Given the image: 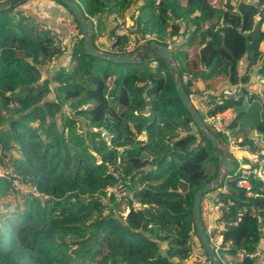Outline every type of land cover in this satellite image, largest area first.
Here are the masks:
<instances>
[{"label": "trees", "instance_id": "trees-1", "mask_svg": "<svg viewBox=\"0 0 264 264\" xmlns=\"http://www.w3.org/2000/svg\"><path fill=\"white\" fill-rule=\"evenodd\" d=\"M34 1L0 11V204L16 197L0 213V264H184L198 238L194 195L216 178L219 154L183 106L174 74L153 53L125 64L88 56L81 30L64 53L40 27L49 23L21 9ZM76 1L102 30L109 15L130 14L133 35L153 38L146 47L156 41L172 49L182 79L201 82L203 91L224 78L226 86L209 93L210 113L232 111V134L264 172V103L249 110L253 79L264 81V0L219 7L211 0ZM52 2L76 22L60 0ZM126 41L116 38L113 47ZM185 90L196 104V92ZM258 168L251 182L259 197L236 188L228 178L235 172L223 178V264H252L237 254L264 241ZM108 189H122V199Z\"/></svg>", "mask_w": 264, "mask_h": 264}, {"label": "built area", "instance_id": "built-area-1", "mask_svg": "<svg viewBox=\"0 0 264 264\" xmlns=\"http://www.w3.org/2000/svg\"><path fill=\"white\" fill-rule=\"evenodd\" d=\"M93 24V39L95 37V45L102 51H107L116 55H138L139 52L153 40L150 36L146 37H135L131 31V28L128 26L126 21L118 14H111L107 18V23L114 27V36L112 41L115 42L116 38L126 39V44L124 46L117 45L113 47V42L111 45L106 48L102 43H100V29L98 26L97 19L90 20ZM44 31L50 32L54 37H56L58 44L61 47V50L64 53H67L70 49L73 41L79 37L80 29L76 22L68 17L62 21V27L64 31H61L58 28H55L51 24H42L40 26ZM182 83L185 86H189L191 90L195 91L198 95V83L195 80H192L190 77H185L182 79ZM264 91V88H263ZM225 97H230L233 94V91L226 90L224 91ZM195 107L198 109L200 114H204V122L207 125H210L213 128V131H210L214 134L218 141L219 145L224 148L230 159L233 161V158L237 160H242V157H239L237 152H240L244 149L249 151V147L242 146V141L240 138H236L230 129L232 124V111H227L222 114L212 115L211 111V99L209 95H202L197 99ZM208 129V128H207ZM232 152V155H230ZM252 161V159H248ZM235 164V163H234ZM257 170L253 172L257 178L264 181V172L262 171V165ZM236 169V164H235ZM112 175L120 181L119 176L113 168H109ZM252 168L248 164H240V166L233 172L234 175H228V178L235 179L236 188L239 190H244L251 197H259V194H256L252 191L253 184L251 182ZM228 174V173H227ZM16 182V186H17ZM116 192V197L121 200L123 197L124 191L122 189H108ZM226 193V188L220 187L217 190H213L203 196L200 206V216L201 221L204 227V231L209 238V241L216 253V256L219 259V255L222 251L229 250V246L225 243V237L223 231L226 227L225 222L221 221L223 203L222 195ZM136 211H142L143 207L134 202L133 204ZM239 261L249 259L252 264H264V241L260 243V246L255 252H239L237 254ZM220 260V259H219ZM209 258L205 253L200 241L198 238H193L190 241V253L188 259L184 261V264H211L209 263Z\"/></svg>", "mask_w": 264, "mask_h": 264}, {"label": "water", "instance_id": "water-1", "mask_svg": "<svg viewBox=\"0 0 264 264\" xmlns=\"http://www.w3.org/2000/svg\"><path fill=\"white\" fill-rule=\"evenodd\" d=\"M29 0H11L0 5V11L7 10L17 4L26 3ZM71 13L73 18L76 20L82 36L84 38L83 50L86 55L93 58H99L106 61H110L116 64L125 63H140L144 60L145 56L149 53H153L164 60L168 68L172 71L175 76V87L176 92L186 110L190 113L192 121L196 127L203 133L204 137L212 144V147L219 154L218 162V174L207 185L199 188L194 195V203L192 215L195 221V229L197 237L207 254L211 264H223L218 257L207 237L200 216V206L203 196L207 193L217 190L223 185V178L227 173H232L235 169V164L229 157L228 152L219 145L217 137L212 134L206 126L202 115L195 107L190 96L185 90L184 84L182 83V73L180 72L176 62L174 61V52L168 46L158 44L156 41H152L147 47H144L139 54L136 55H116L107 51L100 50L94 43L93 39V24L87 18L82 7L76 0H60Z\"/></svg>", "mask_w": 264, "mask_h": 264}, {"label": "rangeland", "instance_id": "rangeland-1", "mask_svg": "<svg viewBox=\"0 0 264 264\" xmlns=\"http://www.w3.org/2000/svg\"><path fill=\"white\" fill-rule=\"evenodd\" d=\"M244 1H246V2H251L252 0H244ZM211 2H212L215 6H218V7H219V6L221 5V3H222V0H211ZM34 3H36L37 6H42V7L44 6V8H45L46 10H48V9L53 10V9H52L53 6H56V4H54V2H52V0H38V1H36V2H31V3L27 4V5H29V6L24 5L21 9L27 11V9H28L29 7H33V4H34ZM36 4H34V5H36ZM64 16H65L66 18L69 17L68 14H67L66 12H65V15H64ZM66 18H65V19H66ZM123 19L126 21V23L128 24V26L132 29L133 21H132V19H131L130 14H127V17H125V18H123ZM63 21H64V20H63ZM263 28H264V26H263ZM100 30L102 31V29H100ZM101 33H102V32H101ZM201 42H202V38H200L198 44H200ZM67 53H68V52H67ZM191 53H192V59H194V57H195L194 49L191 50ZM65 63H67V60L63 59V60H60V61L56 62V63H55V66L58 67V66H60V65H62V64H65ZM55 66H54V69L56 68ZM52 67H53V66H51L50 69H52ZM45 69H46V73L49 74V73H48V72H49V70H48L49 68L46 67ZM223 81H224V78H218V79H214V80L210 81L209 84H210V86H211L212 89H217L218 86H220L221 84H222V85L224 84ZM197 83H198V89H199L200 87L203 88L201 82H198V81H197ZM262 87H263V83L261 82V80L258 79V78H254V79H253V84H252L251 87H250V92H251L250 94H251V95L256 94V100L250 104V108H249L250 111H251V109L255 108L256 103H260V104L263 103L262 100H259V99H258V98H260V97H259L260 94H262V91H260ZM257 100H259L260 102H258ZM207 126H208V128H209L211 131H213V128H212L210 125H207ZM230 155H232V152H230ZM238 156H239V155H238ZM240 157H242L243 159H242V160H237V159L233 158V161H234V163L236 164V167H237V168L240 166V164H243V163L248 164L251 168H254V167H256V166L258 165V164H257L258 161H259L258 159L253 160V161H249L248 159L244 158V154H243V155H240ZM205 167L209 170L210 174H212V175L216 172V168H215V166L212 165V164H206ZM2 173H3V169L0 168V174L2 175ZM16 187H17V189L19 190L18 192H19L20 194H26V193H28V190H27L25 187L20 186L19 183H17V186H16ZM16 191H17V190H16ZM10 204H12V205H15V204H16V197L13 196V195L10 196L9 199L5 200L4 203L0 204V209H1L0 213H1V212H6V211H7L6 205H10ZM7 214H9V213H7ZM4 215H6V214H4Z\"/></svg>", "mask_w": 264, "mask_h": 264}, {"label": "crops", "instance_id": "crops-1", "mask_svg": "<svg viewBox=\"0 0 264 264\" xmlns=\"http://www.w3.org/2000/svg\"><path fill=\"white\" fill-rule=\"evenodd\" d=\"M34 2H36V1H34ZM34 4H36V3H34ZM34 4H33V7H29L27 9L28 12L31 10L32 12H34L37 15V17H39L43 21H46L49 24L53 25L55 28H58L61 31H64L61 21H63L65 19V16H64L65 10L60 5H58L57 3L54 2V4H56V6H53V8H52L53 10H50V9L46 10L44 8V6L43 7L37 6V4L36 5H34ZM27 6H29V5H27ZM113 35H114V27L107 23L106 29H104L102 31L100 30V37H99L100 43H102L106 48H108L111 45V43L113 42L112 41ZM261 82L263 83V87L260 90V91H262V94H260V96H259L260 98H258V99L262 100L264 103V91H263L264 81L261 80ZM224 86H226L225 83H224ZM203 88H204V86H203ZM203 88L200 87L198 89V91H202L203 93H200L201 95L200 94L196 95V100L199 99L202 95H209V93H214L216 91L219 92V89L221 88V86H218L217 89L211 88L207 92L203 91ZM227 90H229V89H227ZM259 100H257V101L260 102ZM238 153H241L242 155L244 154V158H246V159H252V161L256 160L255 158H253L252 154L246 149H244L240 152H237L236 154H238ZM259 163H261V165H262L261 161H258V163H257L260 166Z\"/></svg>", "mask_w": 264, "mask_h": 264}, {"label": "flooded vegetation", "instance_id": "flooded-vegetation-1", "mask_svg": "<svg viewBox=\"0 0 264 264\" xmlns=\"http://www.w3.org/2000/svg\"><path fill=\"white\" fill-rule=\"evenodd\" d=\"M146 47V46H145Z\"/></svg>", "mask_w": 264, "mask_h": 264}]
</instances>
